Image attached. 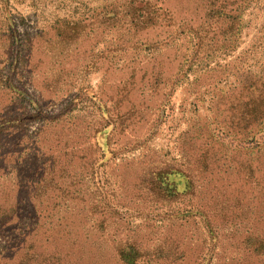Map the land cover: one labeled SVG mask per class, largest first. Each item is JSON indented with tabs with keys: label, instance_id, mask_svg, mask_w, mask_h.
I'll return each instance as SVG.
<instances>
[{
	"label": "rangeland",
	"instance_id": "374dc122",
	"mask_svg": "<svg viewBox=\"0 0 264 264\" xmlns=\"http://www.w3.org/2000/svg\"><path fill=\"white\" fill-rule=\"evenodd\" d=\"M263 67L264 0H0V264H264Z\"/></svg>",
	"mask_w": 264,
	"mask_h": 264
},
{
	"label": "trees",
	"instance_id": "16d2710c",
	"mask_svg": "<svg viewBox=\"0 0 264 264\" xmlns=\"http://www.w3.org/2000/svg\"><path fill=\"white\" fill-rule=\"evenodd\" d=\"M250 86L249 89L254 92L245 100L241 115L239 114L240 117L237 118V121H242L247 125L264 122V67L261 76Z\"/></svg>",
	"mask_w": 264,
	"mask_h": 264
}]
</instances>
